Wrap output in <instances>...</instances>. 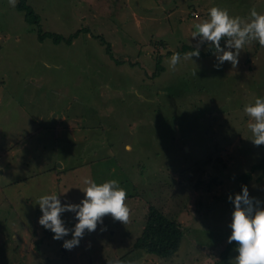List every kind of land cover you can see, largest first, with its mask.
Instances as JSON below:
<instances>
[{"label": "rangeland", "instance_id": "obj_1", "mask_svg": "<svg viewBox=\"0 0 264 264\" xmlns=\"http://www.w3.org/2000/svg\"><path fill=\"white\" fill-rule=\"evenodd\" d=\"M21 1L0 0V264L112 263L132 248L149 203L186 234L175 257L141 264H219L243 174L252 215L264 209L263 170L253 169L264 145L244 112L264 98V47L246 44L237 66L217 68L212 43L191 34L213 6L247 20L264 0H26L38 21ZM185 45L200 56L185 61L195 50ZM86 178L118 180L131 217H103L68 250L76 213L61 214L69 233L57 240L37 203L56 194L80 205Z\"/></svg>", "mask_w": 264, "mask_h": 264}, {"label": "clouds", "instance_id": "obj_2", "mask_svg": "<svg viewBox=\"0 0 264 264\" xmlns=\"http://www.w3.org/2000/svg\"><path fill=\"white\" fill-rule=\"evenodd\" d=\"M9 3L15 6L16 0H9ZM209 17L203 22L196 23L194 28L198 29V32L193 31L191 35L195 38L202 34V41L212 43L220 61L215 67L219 68L226 61L231 62L233 67L237 66L241 49L246 44L258 41L259 45L264 47V14L258 13L255 7L250 10V19L247 20L238 16L233 17L227 9L218 6L209 9ZM225 38L229 49L227 51L221 47V40ZM231 49H235V52ZM193 56H200L198 48L186 53L183 59L186 61ZM180 61V54L174 53L168 61L170 68L174 70ZM244 112L249 117L247 127L252 133V142L256 146L264 145V98H257L254 104L246 105ZM83 183L87 185L83 189L86 198L80 205L62 206L56 194L42 195L37 203L43 212L39 224L50 229L57 240L63 239L69 233L61 214L65 211L76 213L78 223L75 224L73 238L63 244L68 250L79 245L85 230L95 231L97 223L102 222L103 217L111 215L125 225L131 217V209L126 203L127 192L120 187L118 180L111 179L97 184L86 178ZM229 200L233 201L231 195ZM233 203L235 210L232 213L230 225L232 232L228 242L234 241L238 245L239 254L235 257L234 264H264V209L256 210L252 215L253 198H250L247 186H243L242 194L235 195ZM242 203L247 207H242Z\"/></svg>", "mask_w": 264, "mask_h": 264}, {"label": "trees", "instance_id": "obj_3", "mask_svg": "<svg viewBox=\"0 0 264 264\" xmlns=\"http://www.w3.org/2000/svg\"><path fill=\"white\" fill-rule=\"evenodd\" d=\"M19 7L20 9H26L27 19L38 21L39 15L26 3V0H22ZM45 34L47 35V33ZM45 34L42 33L40 38H44V36H46ZM48 35H51V33H48ZM72 38L73 37H70L69 41H71ZM55 39L58 41L60 36L57 35ZM189 48H194L196 50V47L185 45L180 52H185ZM214 51L215 49L212 45L207 52L213 53ZM201 53L205 54L206 52ZM164 69V65L159 61L154 75L161 73ZM253 169H262V176L264 177V158L258 164H255ZM241 177L243 185L238 191V194L243 193V186L248 187L249 181L251 180V173H245ZM213 183H211V185L209 183V185L213 186ZM242 207L246 208L247 206L243 205ZM143 222L142 231L136 238L132 248L109 264H141L142 256L145 254H154L160 258L169 260L179 254L183 244V238H185L186 234L183 225L179 221L170 218L154 203H149ZM234 246H238L234 241L232 243H227L221 251L219 264H234V261L230 258Z\"/></svg>", "mask_w": 264, "mask_h": 264}]
</instances>
